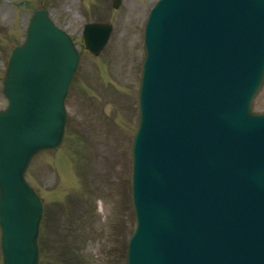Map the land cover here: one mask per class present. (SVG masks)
I'll use <instances>...</instances> for the list:
<instances>
[{
  "label": "rangeland",
  "instance_id": "1",
  "mask_svg": "<svg viewBox=\"0 0 264 264\" xmlns=\"http://www.w3.org/2000/svg\"><path fill=\"white\" fill-rule=\"evenodd\" d=\"M154 1L123 0L121 9L118 12H114L110 8L109 0H107L104 4V15L96 16L94 14L101 13L100 15H102V12H100L102 4H97L99 3L98 1L93 2L92 6L97 10L94 13L95 10L90 6L91 4L89 5V0H0V74L4 70L9 48L14 42L21 40L27 19L33 9L38 6L47 7L56 23L65 26L74 36H77L81 24L86 20L103 21L113 25L111 40L96 59H92L86 52H82L79 68L74 78V81L77 80L76 86L79 83L78 80L85 73L82 71L78 79L81 66L90 61L92 66H94L93 69L95 70L97 81L112 96L107 95L105 97L98 92L97 94L92 91L96 89L91 85L94 79L92 75L87 76L91 89L87 87V84L84 86L86 88L85 95L88 98L84 97V94H72V90H70L66 109L68 113V140L74 137L73 143L70 146H63L62 151L66 152L65 154L60 151L58 154L41 155L30 167V178L28 181L31 185L33 183L36 186L46 202L43 220L44 233L42 232L44 234L42 264H101V260L108 259L109 256L116 261V264H123V246L134 226L129 180L131 164L130 144L137 122V89L142 61V26L146 13ZM89 13L91 14L89 15ZM76 40L79 47H81L80 37H77ZM83 66L88 67L87 64ZM1 77L0 75V80ZM92 93L98 96L96 103L98 104L101 117L107 120L114 130L119 129L121 139L115 140L112 133L108 131L103 132L102 136L92 134L88 137H92L91 140L99 145L98 150L100 151L103 150L105 152L108 146L105 145L106 142L109 146L113 145V147L110 146L111 149L106 151V163L111 166H113L115 160V145L119 143L125 155L124 171H120L122 165L116 163L113 171L109 172L108 178L104 177L99 180L96 177L95 181L99 183L97 190L101 194L97 192L95 194L94 190H90L88 194L91 197L96 195V198L99 197L102 202L105 198L103 210L99 203L97 206L96 202H94V206L87 207V210L80 209L78 216H74L67 225V231L65 229V235L69 239L66 237L62 238V256L59 254V244L55 245V240H52L53 229L51 239H49V230L52 225L55 226L69 218L70 215L67 214L66 210L60 211L68 202L74 204L78 199H83L86 204L87 197L83 198L80 195V191H76L73 185L65 189L62 188L60 189V196L63 190L68 195L58 205L57 209L55 200L60 196L57 193L55 179L60 177H57L58 170L56 166L59 163L60 167L64 163L69 173H76L78 182L75 179L78 186L81 185L80 176L90 179L94 171L93 166L88 162L93 155L92 148L89 143L86 145L87 138L81 135L89 128H93L94 116L88 107L92 103L89 96ZM4 105L5 101L0 95V107ZM253 110L264 112V85L254 100ZM100 124L103 126L102 122ZM86 146H89L87 152L84 150ZM84 153L85 155L82 156ZM97 158L100 159V156ZM121 158L123 159V155H121ZM97 163L102 164L100 161ZM119 171L124 189V207L121 205V199L117 200L115 191ZM66 175L68 174L63 176ZM81 187L87 188V184L84 182ZM102 192L106 195L111 192V195L110 197H105ZM86 194L87 192L84 196ZM117 233L122 239L119 247L113 245V236ZM70 243H72V250Z\"/></svg>",
  "mask_w": 264,
  "mask_h": 264
},
{
  "label": "water",
  "instance_id": "2",
  "mask_svg": "<svg viewBox=\"0 0 264 264\" xmlns=\"http://www.w3.org/2000/svg\"><path fill=\"white\" fill-rule=\"evenodd\" d=\"M117 1L118 0H116V2ZM193 1L194 0H178L174 3L171 2L170 6L167 3L165 10H160L162 16L165 17L170 13L174 4H180L179 9L186 7L183 10V12H189L186 21L175 29L165 31L161 36L151 27H147L146 29V65L153 76L151 86L149 83L144 85L141 94L142 106L145 102V108L147 109L154 107L155 102L161 99L168 91L169 81L171 79L200 81L201 79H205L206 75H211L214 79L223 77L226 74L232 76V74H237L241 71L243 63L247 59L251 46L246 38L243 21H257L258 16L264 14V0H249L247 3L242 2L240 6L242 12L239 17L235 19L232 16L234 15L238 0H205L204 5L206 7L202 10L198 8L194 9ZM38 12L39 11L35 13L32 22L35 20ZM231 19L236 22H232ZM225 22H227V24H232V27L224 24ZM30 31L31 27L29 29V32ZM238 31H240L239 38L241 42H239L238 38H235L236 41L233 42V37L226 34L227 32L238 33ZM200 33H202V35ZM167 36L172 37V46L179 44L177 51L172 56L168 55L166 52H161L159 46L156 47L152 45V40L159 43L166 42ZM194 44L196 45L195 49L190 46ZM8 83L9 79L6 77L4 85ZM147 88L149 89L145 95V90ZM196 106L197 107L193 108L192 111L193 113L199 114L201 110L200 103H197ZM21 113L22 111L14 110L12 114L5 115L9 116L10 120H17ZM21 119L27 123L29 118L23 115ZM63 125L64 119L62 121V127ZM3 133L4 130H0V156L4 142ZM13 134L14 133H11L8 136H13ZM59 142L60 138L57 140V144H59ZM41 147L42 146L39 148ZM47 147L53 148L54 145H49ZM224 150H226V148ZM5 151L8 153V149H5ZM33 153L34 151L28 158ZM219 153L220 152H218V154ZM218 154L204 153L202 155H196L195 160H200V162L195 169H192L194 171L186 177L180 187L185 186L187 181L191 178L192 180H200L201 177L199 174L209 175L222 182L225 181L228 176H234L233 174L236 171L235 164ZM26 165L27 162L17 176H8L4 168L0 169V217L4 218V224L6 223L8 226H10V211L13 210L10 204L14 199L21 198L25 194L26 185L24 183L23 174ZM136 189L135 195L138 196V187ZM222 192L226 193L225 191ZM198 197L199 194L197 192V198ZM137 201L139 202L140 199ZM229 204L237 208V210H241V203L239 200L233 199ZM136 206L140 212L144 213L142 209H139L138 204H136ZM250 214L253 218H257V214L254 211ZM249 226L253 231L260 232L264 228V222L257 223L253 219ZM10 238L11 236L7 233V230H4L1 237L3 264L16 263L15 258H12ZM30 246L35 250V255L30 263L37 264V248L33 239L30 241Z\"/></svg>",
  "mask_w": 264,
  "mask_h": 264
}]
</instances>
